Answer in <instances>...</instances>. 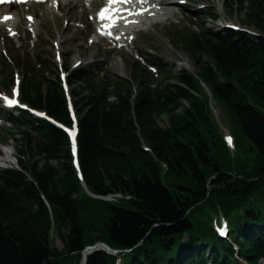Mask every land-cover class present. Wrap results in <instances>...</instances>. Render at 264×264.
I'll use <instances>...</instances> for the list:
<instances>
[{"label": "trees", "instance_id": "obj_1", "mask_svg": "<svg viewBox=\"0 0 264 264\" xmlns=\"http://www.w3.org/2000/svg\"><path fill=\"white\" fill-rule=\"evenodd\" d=\"M234 6L245 26L264 34V0H231L226 12ZM182 44L195 73L164 69L151 86V74L137 64L133 81L93 82L83 72L72 80L84 181L95 195L131 199L90 196L69 136L24 114L30 126L16 138L19 168L0 169V264H86L87 256L88 264H117L105 251L83 257L98 241L131 249L123 264H264V37L224 29L213 37L193 33ZM23 92L71 124L59 83L29 76ZM211 100L223 111L234 151ZM219 213L230 220L234 243L214 229Z\"/></svg>", "mask_w": 264, "mask_h": 264}, {"label": "rangeland", "instance_id": "obj_2", "mask_svg": "<svg viewBox=\"0 0 264 264\" xmlns=\"http://www.w3.org/2000/svg\"><path fill=\"white\" fill-rule=\"evenodd\" d=\"M190 7L189 9L185 7H181L180 10L182 11V14H179V16L183 15V20L180 23L181 28H176V26H167V25H159V26H152L149 28V32L147 34L140 35L138 41H137V47L142 51V53L147 57V60L153 59L151 54H154L155 56H159L162 58V63L166 68H173L176 72L180 68L188 69L190 71H198V66H196L193 61L190 58V55L188 53H184L183 50H178L174 47L172 40L173 35L176 31H180L181 29L186 31H210L213 33L222 32L225 27H227L228 24L233 23L239 27L245 28L248 31L255 32L259 34L254 28L252 27H246L242 23L243 13L237 9V7H233L230 11V13H227L224 9V5L231 2V0H190ZM209 6L216 8L218 17L212 18L206 15H203L201 11V6ZM33 9H37L35 13H38L42 11V13H39L40 18L43 12H45V7L43 5H36L33 6ZM78 8L76 7V10ZM79 9L77 10L78 13ZM46 13V12H45ZM85 14V13H84ZM83 14V17H84ZM87 14L85 15V18L87 19ZM38 15V16H39ZM264 15V14H263ZM37 16V15H36ZM78 16V14H77ZM75 16V17H77ZM71 17V19H73ZM67 18L61 19L60 23H56L55 21L52 22V19L50 20V25H42L46 33H43V39L39 38L37 40V37L34 34H28L26 31V37L27 39H23V37L19 40L17 38L13 39V46L11 47L12 50L7 46V40L5 39L7 35H0V91L4 90V87L2 86V82H9V79L14 75L15 72H20L23 80H24V71L26 70L22 64L16 65L12 60L11 56L17 59H21V57L27 58L29 61V57H37L40 56L43 58L48 67L47 70H45L43 77L48 80H55L56 78V47H55V41L60 39L59 43L60 46L62 44L63 50L65 52L68 51L67 55V61L73 68L76 64V59L81 58V60H84L87 64L84 67H89L90 63H95L96 61H103L107 62V70L109 72V76L111 78H115L116 76H122V77H128L130 75V72L134 70L133 63L134 57L130 55L129 53H123V52H110L107 50V46L104 45H92L91 47H87L89 45L88 43V35L89 33H83L85 35H81L79 39V45L78 42L70 41L71 43H63L62 40V34H64L65 31L69 30L67 29L69 27V24L67 25ZM43 24V23H42ZM53 24V25H52ZM54 33L52 34L53 29ZM47 28H49L50 31H47ZM67 29V30H66ZM71 31V30H69ZM45 32V31H44ZM21 34V32H20ZM49 34V35H47ZM67 34V32H66ZM75 32H70V34L66 35V38L70 39L72 35H75ZM65 35V34H64ZM23 36V35H22ZM78 36V35H77ZM74 42V43H72ZM34 44V45H33ZM66 44V46H65ZM64 46L66 49H64ZM75 46V47H74ZM98 49V51H97ZM10 53V57L6 56L3 51H6L7 53ZM151 52V54H150ZM80 61V60H78ZM30 62V61H29ZM28 64V66H30ZM41 72L40 70H38ZM162 75H156L154 79V83H159L161 81ZM136 88L138 87V84L135 83ZM204 89L208 88L205 86ZM211 95V94H210ZM210 106L212 109V112L216 118V120L221 124L222 132L225 134H229V127L224 122L223 118V111L216 105V102L214 100H211ZM1 109V108H0ZM2 117L5 118V114H2ZM167 115L161 116L160 123L163 126L167 125ZM8 126L15 127L14 125L6 124L5 120L0 119V137L4 136L6 132H15L16 128L14 129H8ZM9 141L10 144L13 145V142ZM14 149L11 147H8L11 152H14V155L17 154L16 148L13 145ZM1 150V149H0ZM40 158V157H38ZM10 160V161H9ZM7 162L2 161L1 166L2 167H11L16 165V160L13 158H10ZM130 205L125 204V207H129ZM54 245L58 249H62L64 246V242L62 239L56 236L54 234ZM187 239V236L184 237V240Z\"/></svg>", "mask_w": 264, "mask_h": 264}, {"label": "bare ground", "instance_id": "obj_3", "mask_svg": "<svg viewBox=\"0 0 264 264\" xmlns=\"http://www.w3.org/2000/svg\"><path fill=\"white\" fill-rule=\"evenodd\" d=\"M32 5L33 6L43 5L45 7V12L46 13L43 12V14L41 15V18H40V21H39L40 25H50V23H51L50 20L52 19L51 18V15H54L53 18L55 19V22H58L59 21L58 18L56 17V11H55L56 9L54 7L49 6V5H45V4H42V3L32 4ZM21 6H23V5H21ZM76 7L77 8L78 7H81L82 8V11L77 13ZM66 9H67V11L65 12V15L64 16L67 17V18L68 17L71 18L73 16L75 17V16H77V14L79 15V17H83V14L87 11V9L85 8V5L82 4L81 1H72L71 3L67 4V6L64 8V10H66ZM36 10L37 9H33L34 12H36ZM0 11H1L0 19L3 16L2 14L8 13V12H12V13L15 14V18L11 22H9V23H11L13 26H16V28H19V27L23 26V22H22V19H21L22 8H20L19 6H16V7H14V6H2V8L0 9ZM165 14H168V9H166ZM37 23H38V21H37ZM0 26H4V25L0 22ZM91 28H92V24L89 23L87 29L88 30H91ZM69 30H71V31L72 30H76V28H75L74 25H72V26H70ZM69 30H67V31L64 32L65 35L62 34V40H61V42L66 43V42L74 41L76 39V36H74V35L70 39H65L66 35H68V33L71 32ZM47 31H50L49 28H47ZM66 32H67V34H66ZM87 258H88V256H87ZM87 258H86V261H87Z\"/></svg>", "mask_w": 264, "mask_h": 264}, {"label": "snow or ice", "instance_id": "obj_4", "mask_svg": "<svg viewBox=\"0 0 264 264\" xmlns=\"http://www.w3.org/2000/svg\"><path fill=\"white\" fill-rule=\"evenodd\" d=\"M0 2H8V0H0ZM54 2H55V0H54ZM130 2H132V0H107V4L105 5V7L101 8L97 14L101 19H105V20H108L111 22V23H106L103 27L106 29L111 28L114 25L115 21L120 19V17L118 15H116L117 13L127 12L129 14H132L131 10L128 8L114 7L116 5L128 4ZM135 2L138 4H144L147 2V0H135ZM150 6H153V5H150ZM146 10L147 9H145L143 7L136 9V11L140 12V13L145 12ZM8 18H9L8 16L3 17V19H5V20ZM29 19H32V18L29 17ZM125 22H127V21H125ZM4 99L7 100L8 106H14V105L19 103L18 100H12V99H9L8 97H4ZM41 115H45V114L41 113ZM73 119H74V117H73ZM61 127H63V125H61ZM67 131L69 133V136L72 138L73 151H75V145H76L75 130L72 128H69V129H67ZM227 139L230 143L231 138L228 137Z\"/></svg>", "mask_w": 264, "mask_h": 264}, {"label": "water", "instance_id": "obj_5", "mask_svg": "<svg viewBox=\"0 0 264 264\" xmlns=\"http://www.w3.org/2000/svg\"><path fill=\"white\" fill-rule=\"evenodd\" d=\"M93 196H95V195H93ZM98 250H104L107 252H116L117 251V250L112 249L106 242L100 241V242H97L95 245L86 247L84 252L88 251L89 253H92V252H95ZM86 264H87V261H86Z\"/></svg>", "mask_w": 264, "mask_h": 264}]
</instances>
